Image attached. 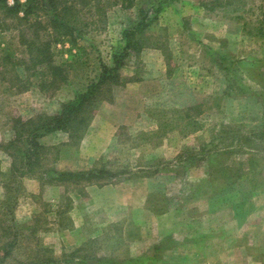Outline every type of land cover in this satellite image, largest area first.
Returning a JSON list of instances; mask_svg holds the SVG:
<instances>
[{
	"label": "rangeland",
	"instance_id": "obj_1",
	"mask_svg": "<svg viewBox=\"0 0 264 264\" xmlns=\"http://www.w3.org/2000/svg\"><path fill=\"white\" fill-rule=\"evenodd\" d=\"M90 1L78 8L87 23ZM102 1V28L86 23L82 38L52 45L68 74L59 89L43 92L34 83L18 92L0 84V218L8 211L1 205L3 174L12 157L3 145L13 118L58 111L100 73L102 61L111 64L140 9L159 7L144 33L148 47L124 60L126 82L103 90L81 142L60 147L58 157L51 150L48 160L62 170L127 173L113 184L87 186L84 195L46 186L39 198L32 194H40V182L25 176L14 215L22 224L39 218L40 228L0 264H35L38 247L44 257L81 248L82 257L131 264H264V38L244 25L259 18L264 1ZM0 41L23 56L17 32H0ZM41 141L56 146L68 135ZM183 152L194 160L158 171Z\"/></svg>",
	"mask_w": 264,
	"mask_h": 264
},
{
	"label": "trees",
	"instance_id": "obj_2",
	"mask_svg": "<svg viewBox=\"0 0 264 264\" xmlns=\"http://www.w3.org/2000/svg\"><path fill=\"white\" fill-rule=\"evenodd\" d=\"M92 1L93 18L92 22L87 23L86 19L80 17L78 8L87 7L91 3L90 0H0V32H17L19 43L24 47L23 56H15L10 48L0 41V84H6L8 88L18 92L26 91L34 83L43 92L59 89L57 86L68 80V74L64 66L55 63L52 45L66 39L77 41L82 38L86 23L91 24L95 30L102 28L106 22L105 2ZM121 1L131 6L136 0ZM160 2L158 6H161ZM259 9V18L245 22L244 25L249 27L252 24L251 29L256 30V35L264 38V3ZM160 10L159 7H153L152 11L141 8L137 23L123 31L124 45L113 53L111 64L102 61L100 73L72 99L63 102L58 111L51 114L39 113L27 119L13 118L12 136L3 145L12 157V166L8 173L3 174L7 180L3 182L5 194L1 205H8V211L0 218V262L9 258L15 249L21 248L24 239L32 235L35 237L40 228L39 218H36L33 224H22L17 223L14 215L23 188L22 179L25 176L34 177L40 182V194H32L33 198H39L46 186H63L68 191H78L80 195H84L87 186L113 184L127 173L124 169L111 170L104 166L62 170L48 165V160L53 149L57 151L58 157L60 147L77 146L90 126L97 100L103 90L126 82L127 78L121 74L124 60L131 53L138 54L148 47L144 33L153 24ZM156 46L164 48L159 44ZM59 131L68 135L67 142L50 146L41 141L45 136ZM194 158L190 152L180 153L173 161H162L163 166L158 168V171L182 162H192ZM8 221L11 224H7ZM42 250V247L36 248L35 264H87L86 259L92 260L90 264L132 262L129 258L116 259L97 254L82 257L79 256V252L83 250L81 248L73 249L70 254L63 253L61 257L41 256L39 253ZM30 253L32 254V250L24 252L28 255L27 258ZM32 258L35 257L32 255ZM26 260H19V264H24Z\"/></svg>",
	"mask_w": 264,
	"mask_h": 264
}]
</instances>
